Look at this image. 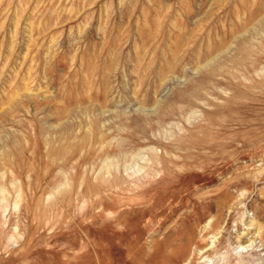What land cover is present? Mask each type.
Segmentation results:
<instances>
[{"label": "rangeland", "instance_id": "obj_1", "mask_svg": "<svg viewBox=\"0 0 264 264\" xmlns=\"http://www.w3.org/2000/svg\"><path fill=\"white\" fill-rule=\"evenodd\" d=\"M190 231L179 264H264V0H0V264Z\"/></svg>", "mask_w": 264, "mask_h": 264}, {"label": "bare ground", "instance_id": "obj_2", "mask_svg": "<svg viewBox=\"0 0 264 264\" xmlns=\"http://www.w3.org/2000/svg\"><path fill=\"white\" fill-rule=\"evenodd\" d=\"M179 190V189H178ZM190 201L194 204H196L194 208V210H192V214L190 215V221L192 222L193 224V227L194 225L197 226L199 225V223L201 222V220L204 218V214L202 213L203 212V209L200 208L199 206L204 204L207 206L208 208V196L205 197V198H201L199 202L197 201H194L192 199H190ZM170 207V206H169ZM172 207V206H171ZM219 208V207H218ZM217 208V209H218ZM217 211V210H216ZM173 214V213H171ZM172 216H169L168 218L165 217L163 219V222H161L160 226H164V224H167L166 222L167 221H170L169 219L171 218ZM187 218V217H186ZM181 223V222H180ZM176 224V223H175ZM182 225V224H181ZM213 226V225H212ZM192 227V226H191ZM173 228V227H172ZM178 229V228H177ZM206 231H208V228L206 229ZM158 234V233H157ZM161 234V233H160ZM169 234H171L169 232ZM167 235V234H166ZM172 235V234H171ZM158 237V236H157ZM155 238V237H154ZM156 239V238H155ZM169 240V239H168ZM157 242V241H156ZM166 243V242H165ZM138 244V243H137ZM197 245L196 247H201V244L198 243V241L196 240V234L193 232V231H190L188 233H175L173 238L171 239V243L169 245V247L171 248V255H170V258L174 261V264H179L180 262L182 261H185L187 260L189 254L191 253V247L192 245ZM132 245V244H131ZM165 248V247H164ZM143 250V249H142ZM165 250V249H164ZM156 251V250H155ZM159 251V250H157ZM139 252V251H138ZM144 252V251H143ZM145 253V252H144ZM143 253V254H144ZM207 253V251H206ZM149 254V253H148ZM134 255V254H133ZM157 255V254H156ZM153 256V255H152ZM155 256V255H154ZM161 256V255H160ZM137 258V256H136ZM162 258V257H161ZM160 258V259H161ZM141 259V258H140ZM151 259L154 260V258L151 257ZM149 259V260H151ZM156 259V258H155ZM137 260V259H136ZM139 260V259H138ZM142 260V259H141ZM171 260V261H172ZM140 261V260H139ZM144 261V260H142ZM170 259H169V262H171ZM141 262V261H140ZM148 262V261H147ZM156 262V261H155ZM166 262V261H165ZM146 263V261H145ZM158 263V262H157ZM160 264V263H159ZM164 264V263H163ZM167 264V263H166Z\"/></svg>", "mask_w": 264, "mask_h": 264}]
</instances>
